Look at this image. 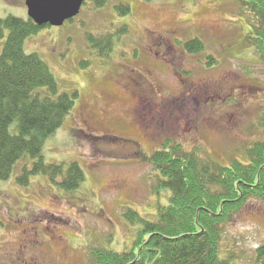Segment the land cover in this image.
<instances>
[{"label":"rangeland","instance_id":"1","mask_svg":"<svg viewBox=\"0 0 264 264\" xmlns=\"http://www.w3.org/2000/svg\"><path fill=\"white\" fill-rule=\"evenodd\" d=\"M9 16L28 19L26 0H0V18ZM258 24L245 0H86L72 21L28 37L25 52L47 63L59 91L78 93L44 159L77 162L85 181L75 192L45 175L22 186L19 162L0 181V264H91L94 248L131 249L140 227L125 212L155 219L168 203L146 159L166 146L223 166L246 161L245 150L264 137V60L249 42ZM107 34L113 49L101 57L87 38ZM192 39L203 51L185 49ZM126 67L143 77V100L128 88ZM262 245L264 199H253L226 224L221 257L257 264Z\"/></svg>","mask_w":264,"mask_h":264},{"label":"trees","instance_id":"2","mask_svg":"<svg viewBox=\"0 0 264 264\" xmlns=\"http://www.w3.org/2000/svg\"><path fill=\"white\" fill-rule=\"evenodd\" d=\"M93 1L102 7L108 0ZM245 5L259 22L249 42L264 60V0H245ZM119 8L121 14L130 13L129 6ZM45 27L30 18H0V40L8 32L0 54V181L8 180L24 162L20 185L45 175L61 189L75 192L85 181L84 171L77 162L66 168L46 163L44 144L72 113L78 93H61L47 63L24 50L25 40ZM114 37L89 35V48L108 57ZM185 49L200 53L204 44L192 39ZM262 128L264 133V124ZM244 154L246 161L234 159L223 166L176 144L146 158L158 173L156 192H167L168 203L158 206L155 219L128 209L125 220L140 227L132 248L123 252L94 248L91 264H232L221 257L222 238L226 224L248 202L264 199V137ZM256 263L264 264V245L256 251Z\"/></svg>","mask_w":264,"mask_h":264},{"label":"water","instance_id":"3","mask_svg":"<svg viewBox=\"0 0 264 264\" xmlns=\"http://www.w3.org/2000/svg\"><path fill=\"white\" fill-rule=\"evenodd\" d=\"M86 0H26L29 18L39 27H62L77 17Z\"/></svg>","mask_w":264,"mask_h":264},{"label":"flooded vegetation","instance_id":"4","mask_svg":"<svg viewBox=\"0 0 264 264\" xmlns=\"http://www.w3.org/2000/svg\"><path fill=\"white\" fill-rule=\"evenodd\" d=\"M150 50H151V53H152V46L150 47ZM146 51H147V49H146ZM126 70H127L126 76L128 77V81H129L128 82V88H136V89H138L140 91V92H138V96H139L140 99L143 100L145 98V95H146V94H144L145 92L143 91L144 81L141 80L143 77L140 80H138V78H135L132 75V73H133L132 70H129L127 67H126ZM132 96H136V95L132 94Z\"/></svg>","mask_w":264,"mask_h":264}]
</instances>
